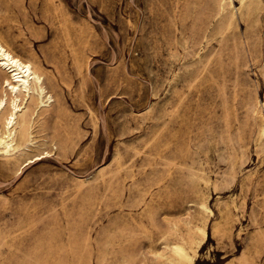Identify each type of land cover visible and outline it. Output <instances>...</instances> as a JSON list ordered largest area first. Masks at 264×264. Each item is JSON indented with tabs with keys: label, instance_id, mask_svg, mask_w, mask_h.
Listing matches in <instances>:
<instances>
[{
	"label": "rangeland",
	"instance_id": "obj_1",
	"mask_svg": "<svg viewBox=\"0 0 264 264\" xmlns=\"http://www.w3.org/2000/svg\"><path fill=\"white\" fill-rule=\"evenodd\" d=\"M0 36L54 94L0 264H264V0H0Z\"/></svg>",
	"mask_w": 264,
	"mask_h": 264
},
{
	"label": "bare ground",
	"instance_id": "obj_2",
	"mask_svg": "<svg viewBox=\"0 0 264 264\" xmlns=\"http://www.w3.org/2000/svg\"><path fill=\"white\" fill-rule=\"evenodd\" d=\"M239 1L245 5L250 0ZM53 99L54 94L46 85L45 73L38 63L19 54L0 36V153L6 159H18L34 149L36 109L49 105ZM261 132L264 137V124ZM203 207L209 209L206 203ZM200 231L207 236V229L200 227ZM171 250L193 263L183 243L172 244Z\"/></svg>",
	"mask_w": 264,
	"mask_h": 264
}]
</instances>
